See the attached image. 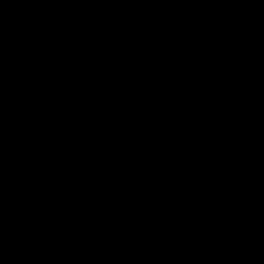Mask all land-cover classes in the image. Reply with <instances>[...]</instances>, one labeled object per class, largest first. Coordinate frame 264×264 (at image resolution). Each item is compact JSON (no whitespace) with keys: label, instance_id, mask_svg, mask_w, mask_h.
Returning <instances> with one entry per match:
<instances>
[{"label":"water","instance_id":"water-1","mask_svg":"<svg viewBox=\"0 0 264 264\" xmlns=\"http://www.w3.org/2000/svg\"><path fill=\"white\" fill-rule=\"evenodd\" d=\"M0 264H264V0H0Z\"/></svg>","mask_w":264,"mask_h":264}]
</instances>
